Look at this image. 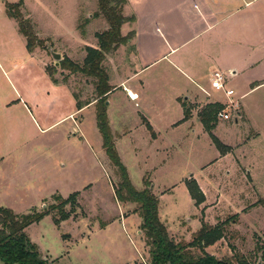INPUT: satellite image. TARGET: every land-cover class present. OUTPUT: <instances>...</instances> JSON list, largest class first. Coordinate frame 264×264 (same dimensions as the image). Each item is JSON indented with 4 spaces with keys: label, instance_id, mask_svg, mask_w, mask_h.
Listing matches in <instances>:
<instances>
[{
    "label": "rangeland",
    "instance_id": "374dc122",
    "mask_svg": "<svg viewBox=\"0 0 264 264\" xmlns=\"http://www.w3.org/2000/svg\"><path fill=\"white\" fill-rule=\"evenodd\" d=\"M21 1L20 21L42 43L34 48L36 55L30 57L23 39L0 21V208L19 215L44 212L43 219L29 226L26 234L40 255L53 264H144L148 260V249L143 233H135L140 225L132 224L131 230L132 220L120 223L122 217L135 214V205H121L116 201L113 187L118 177L105 153L102 156L95 148L91 149L90 170L82 173L78 182L91 178V185L84 190H68L66 186L56 185L61 178L59 172L68 169L66 160L70 158L64 138L70 136L71 120H60L73 111L71 98L62 90L67 87L84 103L95 98V79L72 72L70 63L82 67L86 48L97 49V35L108 29L98 1ZM1 2L16 4L19 0ZM126 5L121 14L129 19L133 15ZM4 16L1 13L0 20ZM131 23L122 25L123 37H130L131 32L123 28ZM130 42L105 54L102 62L105 73L111 71L113 62L125 63L132 50ZM52 53L61 57L57 67ZM63 59L68 60L62 63L66 69L60 67ZM50 80L64 88H54ZM242 86L244 83L237 79L230 87L239 96L246 91ZM23 102L33 112L35 120L28 113L23 114ZM237 102H231L236 105L230 108L226 106L230 102L221 105L229 114L227 121H220L214 114L216 103H207L198 110L200 118L207 113L206 122L220 129L216 132L218 137L211 130L221 144L223 154L220 155H231L229 160H236L237 164L226 160L217 167L213 160L220 151L205 134L196 141H187L181 146V152L170 154L168 164L151 178L155 190L149 177H144L140 184L135 161L127 158L124 161L137 191L145 188V182L150 184L151 192L160 201L159 219L175 242H191L192 234L203 223L221 227L223 239L206 248L207 253L217 259H230L237 254L251 264H264V140L256 137L257 131L264 135V85L253 89L243 100L248 104L249 122L237 121L241 118ZM91 112L83 114L86 120ZM87 126L93 133L95 126L90 119ZM151 161L148 164H152ZM137 162L135 165L140 164L142 169V162ZM202 165H205L201 168L203 172L198 173ZM72 174L78 176L76 165ZM191 180L204 197L199 206L190 200L185 186V181ZM73 193L76 197L72 203L62 207L69 216L68 223L56 225L54 220L59 218V213L52 206H58L60 201L55 197L63 200ZM114 219L118 221L109 231L104 233L99 229ZM138 221L141 223L139 218ZM65 236L69 239L65 240Z\"/></svg>",
    "mask_w": 264,
    "mask_h": 264
},
{
    "label": "crops",
    "instance_id": "0c3cea01",
    "mask_svg": "<svg viewBox=\"0 0 264 264\" xmlns=\"http://www.w3.org/2000/svg\"><path fill=\"white\" fill-rule=\"evenodd\" d=\"M126 1L134 22L131 26L124 25L123 29L133 32L132 39L128 41H131L132 50L124 64L113 62L111 71L106 72L111 88L106 96V116L114 146L129 179L130 172L124 158L142 162V169L140 164L134 163L142 185L144 177L151 180L154 173L156 175L165 163L168 164L170 154L181 152V146L187 141H196L204 134L210 141L198 115V110L207 103L225 105L238 101L241 118L237 121H250L248 104L243 100L253 89L264 85V0ZM4 5L0 3V14L5 15L0 21L7 29L17 32L26 50V41L18 33L14 20L6 15ZM28 55L33 57L36 51ZM215 72L224 77L228 90L233 91L230 86L239 79L244 83L242 90L246 91L239 96L233 91L231 98L226 97L211 86ZM56 83L52 82L56 86L54 88L63 87ZM65 89L62 91L71 98L73 111L60 121L71 120L70 136L64 138L70 158L66 160L68 169L59 172L61 178L56 185L80 191L91 185V178L78 183L81 174L90 170L91 149L95 148V152L102 156L104 151L96 125V101L81 102L71 90ZM134 96L137 98H130ZM22 104L23 114L28 113L35 120L33 112L24 102ZM89 110L92 112L86 120L83 114ZM89 119L95 126L93 133L87 129ZM56 123L48 125L46 130ZM217 130H220L218 126H214L213 135ZM256 137L264 140L259 131ZM216 156L213 160L216 166L226 160L229 164H237L236 160H229L231 155L222 157L218 153ZM150 160H153L152 164H148ZM74 165L78 174L75 177L72 174ZM204 166L198 173L203 172ZM62 167L65 168L64 165ZM130 182L133 185L131 179ZM77 185L79 187L75 188ZM151 185L155 190L154 179ZM158 216H161L160 201ZM138 218L135 213L122 217L120 223L123 225L132 220L131 229L136 222L140 225ZM117 221L114 219L99 229L106 233ZM135 233L138 235L140 230ZM65 237V240L69 239Z\"/></svg>",
    "mask_w": 264,
    "mask_h": 264
},
{
    "label": "trees",
    "instance_id": "16d2710c",
    "mask_svg": "<svg viewBox=\"0 0 264 264\" xmlns=\"http://www.w3.org/2000/svg\"><path fill=\"white\" fill-rule=\"evenodd\" d=\"M97 1L99 12L108 23V29L97 35V49L86 48L82 67L69 63L72 72L95 79L96 125L102 138V149L110 164L115 168L118 177V182L113 187L114 197L117 202L135 205L134 213L141 220L140 231L143 233L145 246L148 249V260L144 264H251L242 255L236 254L230 259H217L206 252V248L223 239L224 230L221 227H211L203 223L200 229L192 234L191 242H175L169 236L166 226L159 219L158 199L151 192L150 184L145 182V188L141 191H137L131 184L127 170L114 146L107 122L106 96L111 88L108 85V76L102 67V62L106 53L115 50L119 45L127 44L131 39L132 32L130 37H123L120 30L123 24L134 22V17L127 19L121 14L122 7L127 3L126 0ZM21 5V0L16 4L5 3V13L18 23L19 33L26 41V50L28 53H32L35 47L41 46L42 42L36 38L30 28L24 27L20 21L18 8ZM66 61L68 60L63 59L60 62L62 69H66L62 64ZM48 75L51 76L49 73ZM77 106L80 107V104ZM222 110L223 107L217 105L214 114L217 116ZM205 115L207 113L200 118L204 130L220 154H223L221 144L211 134L213 128L206 122ZM185 186L195 206H199L204 201V197L196 183L193 180L185 181ZM75 197L76 193L63 200L60 197H55L56 200L60 201L58 206H52V209H57L59 213V218L54 220L56 225L69 218L63 212L62 207L72 203ZM44 216V212L37 213L35 211L19 215L10 209L0 208V262L2 264H53L46 257L40 255L36 245L30 241L26 234V229L32 224L39 223ZM192 249L198 251L193 252ZM260 261H263V258H260Z\"/></svg>",
    "mask_w": 264,
    "mask_h": 264
},
{
    "label": "built area",
    "instance_id": "2783aa9c",
    "mask_svg": "<svg viewBox=\"0 0 264 264\" xmlns=\"http://www.w3.org/2000/svg\"><path fill=\"white\" fill-rule=\"evenodd\" d=\"M211 86L213 89L217 90V91H221L223 94H225L226 97H229L231 98L234 93L232 90H228L226 87H225V79L224 77L218 73V72H215L213 74V78H212V82H211ZM131 99H136L137 96H134V97H130ZM233 105H236V104H233L230 102V104L226 105L227 108H230V107H233ZM227 109L225 108L224 110L220 111L218 114H217V118L219 120H224V121H227L229 119V114L228 112L226 111Z\"/></svg>",
    "mask_w": 264,
    "mask_h": 264
},
{
    "label": "water",
    "instance_id": "95a60500",
    "mask_svg": "<svg viewBox=\"0 0 264 264\" xmlns=\"http://www.w3.org/2000/svg\"><path fill=\"white\" fill-rule=\"evenodd\" d=\"M51 56H52V58L56 61V63H55V67H57V66L59 65V60H60V58H61L60 55L57 54V53H52ZM258 264H260V263H258Z\"/></svg>",
    "mask_w": 264,
    "mask_h": 264
}]
</instances>
